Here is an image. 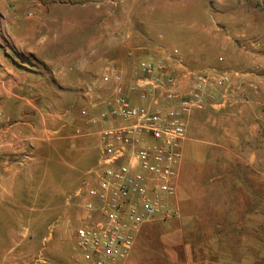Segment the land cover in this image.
I'll list each match as a JSON object with an SVG mask.
<instances>
[{"label": "rangeland", "instance_id": "obj_1", "mask_svg": "<svg viewBox=\"0 0 264 264\" xmlns=\"http://www.w3.org/2000/svg\"><path fill=\"white\" fill-rule=\"evenodd\" d=\"M0 6L16 10L22 28L41 20V57L90 46L92 61L110 37L111 52L88 71L93 82L105 58L120 66L132 51L177 49L191 68L237 69L240 54L253 55L264 42L261 0H11ZM256 94L250 104H241L238 94L226 109L192 114L180 161V216L146 224L126 264H178L173 257L181 264H264V99ZM78 101L68 119L73 128L26 139L23 154L7 163L10 171L0 178V264H80L74 234L86 212L77 192L98 163L102 123L99 108L83 96Z\"/></svg>", "mask_w": 264, "mask_h": 264}, {"label": "built area", "instance_id": "obj_2", "mask_svg": "<svg viewBox=\"0 0 264 264\" xmlns=\"http://www.w3.org/2000/svg\"><path fill=\"white\" fill-rule=\"evenodd\" d=\"M245 76L191 68L177 49L141 57L130 73L104 59L83 93L100 109L102 128L93 176L77 192L86 212L74 234L80 264H120L145 222L178 215L167 199L176 192L188 121L195 112L226 109L245 91Z\"/></svg>", "mask_w": 264, "mask_h": 264}, {"label": "crops", "instance_id": "obj_3", "mask_svg": "<svg viewBox=\"0 0 264 264\" xmlns=\"http://www.w3.org/2000/svg\"><path fill=\"white\" fill-rule=\"evenodd\" d=\"M4 1L11 0H0V2ZM15 11L10 8H0V178L5 177L4 172L10 171L7 163L11 160V156L20 157L23 154L26 139L38 140L50 130L59 131L67 127L68 119L71 118L69 114H72L78 106V99L82 98L86 87L93 83L88 71L91 66L100 65V61L94 59L102 54H109L113 43L110 37L102 39L95 57L92 56V61L90 46L82 47L74 54L66 56L55 54L57 56L41 57L37 52L41 50L40 47L37 48L41 43L39 38L43 30L41 20L34 24L37 28L32 24L29 25L30 27L22 28L13 19ZM12 22L14 25L11 27ZM255 53L253 55L241 53L240 62L233 63L237 69L246 74V89L238 100L241 104H250L252 95L256 93L258 98L264 99V42L258 43V51ZM143 56L144 53L140 55L134 51L128 52L123 56L120 66L130 73L132 67H126L125 64L136 63ZM251 85L255 87L258 85L260 91L259 89L253 91L256 88ZM64 98L73 101L68 106L62 107L63 105L58 101ZM45 99L51 102L48 103ZM67 128L73 126L68 125ZM180 171L181 165L179 175ZM179 175L176 180V192L167 199L169 206L178 211V215L174 217L180 216ZM158 220L167 219L156 217L145 222L135 234L134 246L129 255L123 258L120 264H126L132 257L143 227ZM167 244L172 246L178 244V241H170ZM172 261L181 264L176 257H173ZM182 264L197 263L187 260Z\"/></svg>", "mask_w": 264, "mask_h": 264}, {"label": "water", "instance_id": "obj_4", "mask_svg": "<svg viewBox=\"0 0 264 264\" xmlns=\"http://www.w3.org/2000/svg\"><path fill=\"white\" fill-rule=\"evenodd\" d=\"M262 4L264 5V0H261Z\"/></svg>", "mask_w": 264, "mask_h": 264}]
</instances>
